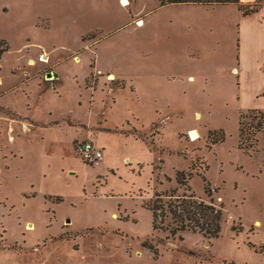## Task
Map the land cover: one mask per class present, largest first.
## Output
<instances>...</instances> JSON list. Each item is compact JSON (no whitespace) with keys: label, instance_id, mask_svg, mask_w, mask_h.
<instances>
[{"label":"rangeland","instance_id":"374dc122","mask_svg":"<svg viewBox=\"0 0 264 264\" xmlns=\"http://www.w3.org/2000/svg\"><path fill=\"white\" fill-rule=\"evenodd\" d=\"M90 1L0 0V48L8 45L0 59V264H200L210 253L264 264V129L245 152L239 134L242 112L246 127L264 110L251 21L241 51L249 69L235 73L244 24L236 5L139 0L133 12L157 7L145 26L108 34L131 19L130 7L95 0L93 17ZM104 21L103 35L92 30L83 40ZM193 126L199 139L188 134ZM221 129L227 138L214 143ZM83 140L105 148L98 165L77 153ZM179 170L193 172L187 183L197 196L224 204L220 237L153 229L143 203L155 190L182 194ZM258 218L254 241L263 243L252 247Z\"/></svg>","mask_w":264,"mask_h":264},{"label":"trees","instance_id":"16d2710c","mask_svg":"<svg viewBox=\"0 0 264 264\" xmlns=\"http://www.w3.org/2000/svg\"><path fill=\"white\" fill-rule=\"evenodd\" d=\"M263 0H256L254 3L245 4L241 0H161V5L172 3H187V4H231L234 3L243 15H250L259 11L264 7ZM130 4V3H129ZM127 6V5H126ZM96 37V36H95ZM86 35L83 37L85 40ZM8 49V45L0 48V59L3 53ZM256 115L259 119L256 123L252 120L246 127L243 126L244 112L241 113L240 119V148L248 150L251 146L256 148L259 145L258 133L264 129V110L255 109ZM254 123V124H253ZM221 136L213 139L214 143L224 142L227 138L224 129H221ZM189 136L190 132L188 133ZM192 138V137H191ZM254 148V149H255ZM193 172H185L179 170L177 179L180 184L186 185L185 191L178 194L179 188H172L170 190L157 191L155 190L153 196L149 200H145L143 205L153 213V229L169 232L173 237H183L185 232L201 233L208 238H218L222 235V222L224 220V204L217 205L213 200L211 202L197 196L192 187L188 185L189 179ZM204 179L205 192L212 195V185L209 179L202 175ZM244 225L236 227L233 225L232 229L235 231H243ZM143 246L152 250L155 256H158V249L155 245L150 244L148 240L143 241ZM252 247L255 244L249 241ZM263 248V245H262ZM208 260H214L215 254L210 253L207 256ZM228 264H239L235 261H227ZM247 264V263H246Z\"/></svg>","mask_w":264,"mask_h":264},{"label":"crops","instance_id":"0c3cea01","mask_svg":"<svg viewBox=\"0 0 264 264\" xmlns=\"http://www.w3.org/2000/svg\"><path fill=\"white\" fill-rule=\"evenodd\" d=\"M139 0H129V3H130V5H125V6H123V4H122V2L120 1V0H116V2L118 3V5H120V6H122V7H127V8H129V10H130V16H129V21L127 20V21H125L123 24H121V25H118V26H116L114 29H112L111 31H109L108 32V34L109 33H113V32H115L117 29H119V28H122V27H124V26H127V25H130V23L131 22H134V21H137V20H139V19H143L144 20V24L142 25V26H145V24L147 23V16L148 15H150V14H152V11L154 10V9H156V8H153V9H150V10H148L147 8H145V6H141L139 9H135V11L133 12V9H132V5L133 4H136L137 2H138ZM158 1V5H160V6H164V5H161L160 4V1L161 0H157ZM243 3H245V4H250V3H254L256 0H241ZM128 3V4H129ZM172 4H179V5H183V6H189V7H192V8H211V9H213V10H220V9H230L233 5H236V4H234V3H231V4H217V5H206V4H187V3H172ZM167 5H170V4H167ZM237 6V5H236ZM89 10H90V13H91V16H93V17H96V10L98 9L97 8V5H96V1L95 0H92V1H90V4H89ZM79 8H81V9H87L86 7H79ZM240 13H241V16H242V21L244 22V24H243V29H242V25H241V22L239 23V26L240 27H238L239 29H238V33L239 34H241V35H238V43H237V45H238V51L239 52H237V55L238 56H240V62L237 64L238 65V67L241 69V72L240 73H242V71L244 70L245 72H243V73H247L248 71H247V69H249V67L247 66V62H246V57H244V60L242 61V59H241V51H242V45H243V50H244V52H245V50H246V40L244 39H242V37H244V34H245V27L248 25V24H245V23H248V22H250L251 21V23H252V26H251V42L252 43H255V48H256V50L257 51H259L260 52V54L262 55L261 57H257V59L258 60H256V62H258L257 63V65H258V67L261 69V70H263L262 72L264 73V65H262L264 62H263V59H264V7L263 8H261L259 11H257V12H255V13H252V14H250V15H243L242 14V12L240 11ZM51 18V17H50ZM127 19V18H126ZM105 21L103 22V23H100V24H98L97 25V27L95 28V29H88V31H86L85 33H84V36L86 35V34H88V32H90V31H92V30H97V29H99L100 30V32L99 33H101L102 32V35H103V31H105ZM137 26V25H136ZM241 28V29H240ZM243 32H244V34H243ZM102 35H101V37L100 36H98V37H100V38H102ZM97 37V36H96ZM96 37H94L93 38V40L95 39L96 41L98 40V39H96ZM242 40H243V43H242ZM245 54H247V52L245 53ZM247 56H251V51H250V53H248L247 54ZM233 67V66H232ZM235 67V66H234ZM264 75V74H263ZM99 146V145H98ZM101 147V146H100ZM104 150H105V148L104 147H102ZM257 221H260L261 222V225L259 226V227H257V226H255L254 227V225L257 223ZM254 227V230H251V241L256 245H260V244H262L263 242H255L254 241V235H255V233H256V231L260 228V227H262V220L261 219H256L255 220V222H254V224H252L251 225V228H253ZM240 233H242V232H240ZM247 233V230H246V228H245V234ZM213 247V246H212ZM152 256L154 257V258H158V257H156L155 256V254H154V252H152ZM225 260H227V259H224V258H222V257H220V256H218V255H215V259L214 260H200V261H197V259H196V262H198V263H200V264H228V263H226L225 262ZM228 261V260H227Z\"/></svg>","mask_w":264,"mask_h":264},{"label":"built area","instance_id":"2783aa9c","mask_svg":"<svg viewBox=\"0 0 264 264\" xmlns=\"http://www.w3.org/2000/svg\"><path fill=\"white\" fill-rule=\"evenodd\" d=\"M76 151L85 159L86 162L93 165H98L103 160L105 155L104 149L98 146L93 140L81 141L77 145Z\"/></svg>","mask_w":264,"mask_h":264},{"label":"bare ground","instance_id":"6f19581e","mask_svg":"<svg viewBox=\"0 0 264 264\" xmlns=\"http://www.w3.org/2000/svg\"><path fill=\"white\" fill-rule=\"evenodd\" d=\"M129 3V0H122V4H124V5H126V4H128ZM137 25H143L144 24V20L143 19H139V20H137ZM77 61H79V58H77L76 59ZM44 61H48V60H44ZM30 63L31 64H35V61L34 60H31L30 61ZM233 71L235 72V73H240V68H238L237 66H235L234 68H233ZM191 79H193V77H191ZM2 80H1V78H0V84L2 83L1 82ZM197 119H201L202 118V114H201V112H197V117H196ZM189 130H190V134H191V136H192V140H196V139H199L200 137H201V132H200V129L197 127V126H193V127H190L189 129H188V132H189ZM1 171V170H0ZM113 217H116V215L115 214H113ZM257 224L260 226L261 225V222L260 221H257ZM36 228V224H35V222H33V221H28L27 223H26V229H29V230H33V229H35Z\"/></svg>","mask_w":264,"mask_h":264},{"label":"water","instance_id":"95a60500","mask_svg":"<svg viewBox=\"0 0 264 264\" xmlns=\"http://www.w3.org/2000/svg\"><path fill=\"white\" fill-rule=\"evenodd\" d=\"M51 74H52V73H49V75H48V76H51Z\"/></svg>","mask_w":264,"mask_h":264}]
</instances>
